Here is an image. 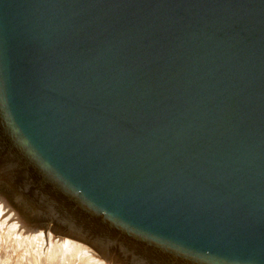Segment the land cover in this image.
<instances>
[{
    "label": "water",
    "instance_id": "obj_1",
    "mask_svg": "<svg viewBox=\"0 0 264 264\" xmlns=\"http://www.w3.org/2000/svg\"><path fill=\"white\" fill-rule=\"evenodd\" d=\"M0 197L126 264H264V0H0Z\"/></svg>",
    "mask_w": 264,
    "mask_h": 264
},
{
    "label": "bare ground",
    "instance_id": "obj_2",
    "mask_svg": "<svg viewBox=\"0 0 264 264\" xmlns=\"http://www.w3.org/2000/svg\"><path fill=\"white\" fill-rule=\"evenodd\" d=\"M29 224L30 225H24L11 208L0 198V264L2 261L5 264H11V262H15L14 259H16V256H18L17 260H19V264H95L93 262L94 260L92 261L89 257L92 253L89 249L78 242L71 241L64 237H57V244L55 245L57 249L51 247L49 249L47 248V250L45 248L44 251L42 249V246H44L43 243L46 241L44 236L45 238L47 237L49 242L51 234L48 233L49 231L47 233L45 231L43 232L41 228L51 226L57 234L82 241L85 240L60 231L57 229V226L51 222ZM8 227H10V229ZM5 228H8L9 231L5 230ZM20 230L25 231L23 237H26L27 234H33L34 236L28 237L29 239H36V241L33 240L34 242L27 243L24 242L25 239H23V242L15 243L16 240L14 239L15 241H13V237L21 232ZM93 247L96 246L93 245ZM106 255L109 254L106 253ZM97 263L96 260V264Z\"/></svg>",
    "mask_w": 264,
    "mask_h": 264
},
{
    "label": "rangeland",
    "instance_id": "obj_3",
    "mask_svg": "<svg viewBox=\"0 0 264 264\" xmlns=\"http://www.w3.org/2000/svg\"><path fill=\"white\" fill-rule=\"evenodd\" d=\"M1 198V197H0ZM2 199V198H1ZM3 200V199H2ZM5 203H6V205L9 207V208H11V210L16 214V212L14 211V209L11 207V206H9L8 204H7V202L5 201V200H3ZM17 215V214H16ZM18 217V216H17ZM21 221V220H20ZM24 225H30L29 223H24V222H22ZM9 229H10V227H8ZM8 228H5V230H8L9 231V229ZM42 229V231L44 232H48L49 234H51V238L49 239V242H48V239H47V237L45 238V236H44V239H46V241H44V243H43V245L44 246H42V249L45 251V248H46V250H47V248L49 249V248H51V247H53V249H57V246H55L56 244H57V237H64V238H66V239H69V240H73L74 242H78L79 244H82V245H84V247L85 248H87V249H89L92 253L90 254L91 256H89L90 257V259L96 264V260H97V264H126L120 257H117V256H115V255H112V254H110V253H107V252H105V251H102L101 249H99V248H97V247H93V245L92 244H90V243H88V242H86V241H82V240H78V239H75V238H71V237H67V236H64V235H60V234H57L55 231H54V229L51 227V226H49V227H46V228H41ZM21 231V230H20ZM23 233H25V231H21V232H19L18 234H19V236H18V234H16V236L15 237H13V241H15V243H20V242H23V239H25L24 240V242H27V243H32V242H34L33 240H35L36 241V239H33V238H30L29 239V237L30 236H34L33 234H27L26 235V237L24 236L23 237ZM25 235V234H24ZM29 236V237H28ZM53 236V237H52ZM19 238V239H18ZM21 238V239H20ZM15 239V240H14ZM18 239V240H17ZM54 239V240H53ZM56 240V241H55ZM55 244H54V243ZM48 246V247H47ZM84 248V249H85ZM106 253L107 254H109V255H106ZM18 256H16V259H14L15 260V262H11V264H19L18 262H19V260H17L18 258H17ZM93 258V259H92ZM17 260V261H16ZM99 261H100V263H99ZM9 263V262H8ZM1 264H5V263H3V261H2V263Z\"/></svg>",
    "mask_w": 264,
    "mask_h": 264
}]
</instances>
